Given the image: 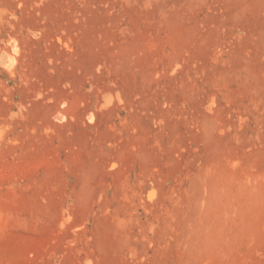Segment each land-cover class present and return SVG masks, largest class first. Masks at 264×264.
Masks as SVG:
<instances>
[{"label":"rangeland","instance_id":"1","mask_svg":"<svg viewBox=\"0 0 264 264\" xmlns=\"http://www.w3.org/2000/svg\"><path fill=\"white\" fill-rule=\"evenodd\" d=\"M0 264H264V0H0Z\"/></svg>","mask_w":264,"mask_h":264}]
</instances>
